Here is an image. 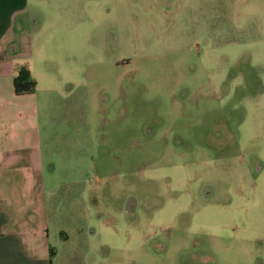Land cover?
I'll return each mask as SVG.
<instances>
[{"label":"rangeland","instance_id":"1","mask_svg":"<svg viewBox=\"0 0 264 264\" xmlns=\"http://www.w3.org/2000/svg\"><path fill=\"white\" fill-rule=\"evenodd\" d=\"M49 1L43 33L24 31L23 66L49 71L37 113L0 118L1 135L39 137L37 167L0 173L31 249L51 264L264 259V0Z\"/></svg>","mask_w":264,"mask_h":264},{"label":"crops","instance_id":"2","mask_svg":"<svg viewBox=\"0 0 264 264\" xmlns=\"http://www.w3.org/2000/svg\"><path fill=\"white\" fill-rule=\"evenodd\" d=\"M46 1L0 0V118L3 121L11 117L13 123L22 119L32 120L37 113L39 91L37 87L39 81H44L45 71L48 70L42 69V76L37 77L34 76L33 70L30 73L27 69L35 80L32 93H16L13 79L19 69L26 67L23 65L27 62V67L32 69L30 62H34L29 32L35 28L38 32L37 36L43 33L42 24H39L43 19L40 8L45 6ZM31 25L32 28L29 30ZM26 29L29 32H24ZM34 37L37 38L35 35ZM11 103L14 107H20L12 115L9 114ZM39 145V137L36 135L14 132L7 135L0 134V173H30L31 168L38 166L35 165V161L41 153ZM12 188L5 179L0 178V264H51L49 254L45 251V247L41 246L42 244H39L41 250L39 248L37 251L29 246L35 238L34 225L32 227L26 218L17 217L10 208L8 209ZM251 242H254V239ZM255 242L258 244L256 246L264 248V238H258ZM240 251L244 250L240 249ZM246 251L244 252L250 254ZM207 255L211 254L207 253ZM256 257L254 259L258 260L255 263L264 264L263 258Z\"/></svg>","mask_w":264,"mask_h":264},{"label":"trees","instance_id":"3","mask_svg":"<svg viewBox=\"0 0 264 264\" xmlns=\"http://www.w3.org/2000/svg\"><path fill=\"white\" fill-rule=\"evenodd\" d=\"M14 90L16 93H32L35 87V80L25 68L19 69L13 79Z\"/></svg>","mask_w":264,"mask_h":264}]
</instances>
